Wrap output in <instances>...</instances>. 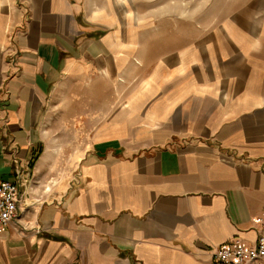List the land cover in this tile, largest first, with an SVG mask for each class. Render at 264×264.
<instances>
[{
	"label": "crops",
	"instance_id": "crops-1",
	"mask_svg": "<svg viewBox=\"0 0 264 264\" xmlns=\"http://www.w3.org/2000/svg\"><path fill=\"white\" fill-rule=\"evenodd\" d=\"M99 1L0 0V182L24 202L0 264H210L234 238L253 245L264 6L135 65L140 40ZM67 79L122 94L65 137L46 115Z\"/></svg>",
	"mask_w": 264,
	"mask_h": 264
},
{
	"label": "rangeland",
	"instance_id": "rangeland-1",
	"mask_svg": "<svg viewBox=\"0 0 264 264\" xmlns=\"http://www.w3.org/2000/svg\"><path fill=\"white\" fill-rule=\"evenodd\" d=\"M100 1L103 6H108L114 30L140 40L141 44H136L140 47L137 56L131 59L135 65L133 58L142 65L140 58L147 61L151 59L150 51L157 52L159 56L172 48L174 43L194 39L200 33L214 29L219 23L229 20L248 7L261 10L264 6V0ZM76 83L78 81L74 82L72 79L63 81L52 94L47 106L46 128L56 129L57 133H63L65 137L70 133L69 128L81 126L80 122L85 119V115L90 112L94 114L99 110V106L106 102L102 101L104 97H112L116 106L117 96L122 94L116 92L115 86L113 90L110 85L113 91L110 90L109 94L96 91L91 97L89 91L83 87L80 89ZM100 87L101 84L98 89ZM72 116L77 117L75 124L71 122Z\"/></svg>",
	"mask_w": 264,
	"mask_h": 264
},
{
	"label": "built area",
	"instance_id": "built-area-1",
	"mask_svg": "<svg viewBox=\"0 0 264 264\" xmlns=\"http://www.w3.org/2000/svg\"><path fill=\"white\" fill-rule=\"evenodd\" d=\"M22 192L18 182H0V233L21 212ZM256 239L245 245L239 238L209 252L210 264H264V212L254 219Z\"/></svg>",
	"mask_w": 264,
	"mask_h": 264
}]
</instances>
